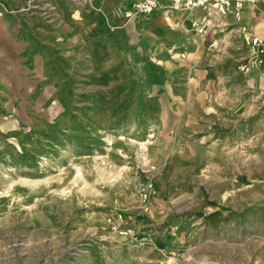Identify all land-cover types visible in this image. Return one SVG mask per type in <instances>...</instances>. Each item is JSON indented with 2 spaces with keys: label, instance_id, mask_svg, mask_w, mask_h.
<instances>
[{
  "label": "rangeland",
  "instance_id": "rangeland-1",
  "mask_svg": "<svg viewBox=\"0 0 264 264\" xmlns=\"http://www.w3.org/2000/svg\"><path fill=\"white\" fill-rule=\"evenodd\" d=\"M243 26L264 34L138 22L47 50L29 82L0 68V264H264V56Z\"/></svg>",
  "mask_w": 264,
  "mask_h": 264
},
{
  "label": "crops",
  "instance_id": "crops-1",
  "mask_svg": "<svg viewBox=\"0 0 264 264\" xmlns=\"http://www.w3.org/2000/svg\"><path fill=\"white\" fill-rule=\"evenodd\" d=\"M0 1L10 9L8 12L0 7V68H7L1 74L7 78L20 75L23 79L18 80V83L42 76L48 60L47 50L72 53L83 43L93 50L104 49L107 35L112 33L119 36V30L133 32L138 22L149 34L162 37L164 41L184 30L190 31L186 11L164 10L170 0H157L158 8L150 15L138 16L115 31H110L108 25H123L130 6L142 0H91L86 6H76L70 0ZM23 6H28L27 11H20ZM262 6L264 0H259L255 6L245 5L238 23L248 24L260 31V23H256V20L260 18ZM222 17L216 18L214 22L224 26L237 22L232 15ZM261 31L264 32V29ZM10 60L12 63L8 62ZM15 68H21L22 71L18 73L13 70Z\"/></svg>",
  "mask_w": 264,
  "mask_h": 264
},
{
  "label": "built area",
  "instance_id": "built-area-1",
  "mask_svg": "<svg viewBox=\"0 0 264 264\" xmlns=\"http://www.w3.org/2000/svg\"><path fill=\"white\" fill-rule=\"evenodd\" d=\"M76 6L89 5L91 0H70ZM259 0H170L168 8L176 11H186L190 22V30L199 35H205L209 30L215 26V15L227 16L232 15L237 21L241 20L242 11L245 5L255 6ZM0 7L5 11H10L0 1ZM156 8H158L157 0H142L133 3L126 15L128 17H135L138 15H150ZM28 6H23L20 11H27ZM197 11H200L197 14ZM260 25L264 28V6L259 10ZM243 37L247 41V48L250 52L251 59L254 62H262L264 56V34L252 33L246 26L241 27ZM241 70L246 68L243 64L240 66ZM151 185L141 186L139 191V199L141 207L144 211L148 210L151 197Z\"/></svg>",
  "mask_w": 264,
  "mask_h": 264
},
{
  "label": "trees",
  "instance_id": "trees-1",
  "mask_svg": "<svg viewBox=\"0 0 264 264\" xmlns=\"http://www.w3.org/2000/svg\"><path fill=\"white\" fill-rule=\"evenodd\" d=\"M53 51H55V50H53ZM65 85H66V87H69V83L68 82H66Z\"/></svg>",
  "mask_w": 264,
  "mask_h": 264
},
{
  "label": "bare ground",
  "instance_id": "bare-ground-1",
  "mask_svg": "<svg viewBox=\"0 0 264 264\" xmlns=\"http://www.w3.org/2000/svg\"><path fill=\"white\" fill-rule=\"evenodd\" d=\"M128 15V14H127ZM129 16V15H128Z\"/></svg>",
  "mask_w": 264,
  "mask_h": 264
}]
</instances>
